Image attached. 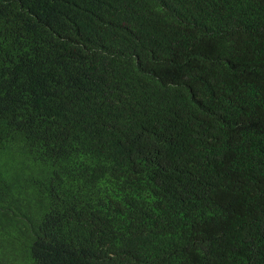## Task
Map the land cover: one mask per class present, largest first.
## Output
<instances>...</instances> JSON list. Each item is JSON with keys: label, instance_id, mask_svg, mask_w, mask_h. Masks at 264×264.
<instances>
[{"label": "trees", "instance_id": "16d2710c", "mask_svg": "<svg viewBox=\"0 0 264 264\" xmlns=\"http://www.w3.org/2000/svg\"><path fill=\"white\" fill-rule=\"evenodd\" d=\"M0 264H264V0H0Z\"/></svg>", "mask_w": 264, "mask_h": 264}]
</instances>
